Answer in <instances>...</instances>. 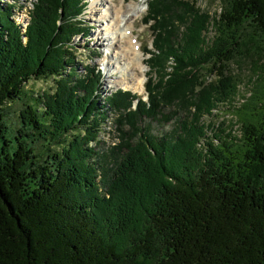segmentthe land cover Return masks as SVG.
I'll return each instance as SVG.
<instances>
[{"label":"trees","instance_id":"trees-1","mask_svg":"<svg viewBox=\"0 0 264 264\" xmlns=\"http://www.w3.org/2000/svg\"><path fill=\"white\" fill-rule=\"evenodd\" d=\"M84 2L34 0L26 27L0 3V264H264V97L218 144L203 120L236 93L227 63L264 54V0H226L212 45L196 2L149 0L148 98L108 96L120 141L107 152L92 144L100 75L73 67ZM44 77L55 87L29 95ZM23 98L12 127L3 108ZM154 120L175 126L160 136Z\"/></svg>","mask_w":264,"mask_h":264},{"label":"rangeland","instance_id":"rangeland-1","mask_svg":"<svg viewBox=\"0 0 264 264\" xmlns=\"http://www.w3.org/2000/svg\"><path fill=\"white\" fill-rule=\"evenodd\" d=\"M34 0H0L2 4H15L16 10L13 11L14 18L19 22H22L23 25H28L29 15L28 12L33 7ZM84 3H87V7L85 12L83 13V21L85 25L88 27L86 32L82 34L74 35V43L76 44L75 48V64L74 69L75 72L79 76L87 75V69L92 67L94 72L100 75L99 79V90H96V98L100 101V104L103 106V110L106 119L103 121L101 126V131L99 134L98 143L95 144L92 142L94 148L97 150L104 149L105 152L110 150L111 145H116L119 143L120 136L119 131L117 130V123L115 122V118H117V113L114 109H111L107 105V98L110 97L111 92L115 89H132L133 92H137L138 94H142L145 98L147 96L146 93V82L148 79V73L150 75V68L146 61V58L149 54L146 53L145 47H150L152 44L153 35L150 31V23H144L143 17L147 15L149 0H135L138 1L145 10L143 15L137 18L134 23L135 29L134 32L138 35L140 39V47L144 52V65L143 67L146 70L145 76V84L141 86V88H136L135 81L141 78L142 73L138 71L135 72L134 81H132L131 86H119L113 85L110 83L111 81H119L122 72L120 70H114V72L109 73V67H107V62L109 60L119 61L120 54L115 50V48L110 47V43L108 41V32L102 33V29L105 27L107 20L100 15L92 14L90 7V0H84ZM127 3L130 0H126ZM196 2L195 6L201 8L211 17V26L207 31L204 32L206 37V44L212 45V41H214L216 29L212 27L213 18L218 16V13L222 10V5L226 3V0H190ZM116 4L120 5L121 0H115ZM262 45V43L260 42ZM264 45V43H263ZM145 50V51H144ZM257 51H260L259 48H255V50H247V54L237 56L234 60L229 61L228 69L230 72L237 78V89L236 93L232 100L224 101L217 103L216 107L213 109L211 115L203 116V120L205 123H210V128L207 130V134L209 135V139H212L216 142V144L220 143V139L216 137H226L229 138L235 135H241L242 132V124L244 118H261L262 117V107L260 104L263 102V93L264 90V54H259ZM108 68V69H107ZM208 69L206 68L205 71ZM208 74V72L206 73ZM110 75V76H109ZM153 75V72H152ZM154 76V75H153ZM135 77L138 78L135 80ZM209 80L215 77V73L208 76ZM110 81V82H109ZM56 80L54 78L44 77L41 80L30 79L25 85L27 86V90L29 95L34 93V96L37 94L43 93V90H52L55 87ZM36 94V95H35ZM255 94V95H254ZM109 96V97H108ZM254 96V97H252ZM24 101H20V99L14 101L10 105L5 106L3 111L7 114L9 121L11 122V126L14 127L15 123L18 121V111L24 107V103L28 101L27 98H23ZM256 105L255 107H248ZM152 131L157 133L158 135H163L165 132H168L175 123L173 120L169 121L166 124H160L156 120L152 121ZM115 141V143H112Z\"/></svg>","mask_w":264,"mask_h":264},{"label":"bare ground","instance_id":"bare-ground-1","mask_svg":"<svg viewBox=\"0 0 264 264\" xmlns=\"http://www.w3.org/2000/svg\"><path fill=\"white\" fill-rule=\"evenodd\" d=\"M90 7L92 14L100 15L107 20L102 33L105 31L110 34L106 39L110 47L115 48L120 54L119 61L114 62L111 59L107 62V67H109V73L120 70L122 79L109 82L127 88L131 86L135 72L139 70L142 73L141 78L138 82L135 81L133 86L141 88L145 84V72L147 71L143 67L146 63L143 57L144 52L140 47V39L134 32V23L143 15L145 7L135 0H130L128 3L126 0H121L120 5L116 4L115 0H90ZM137 79L135 77V80Z\"/></svg>","mask_w":264,"mask_h":264},{"label":"built area","instance_id":"built-area-1","mask_svg":"<svg viewBox=\"0 0 264 264\" xmlns=\"http://www.w3.org/2000/svg\"><path fill=\"white\" fill-rule=\"evenodd\" d=\"M112 143H115V141H112Z\"/></svg>","mask_w":264,"mask_h":264}]
</instances>
